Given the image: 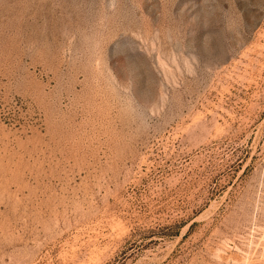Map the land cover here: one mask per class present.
Returning <instances> with one entry per match:
<instances>
[{
    "label": "rangeland",
    "instance_id": "obj_1",
    "mask_svg": "<svg viewBox=\"0 0 264 264\" xmlns=\"http://www.w3.org/2000/svg\"><path fill=\"white\" fill-rule=\"evenodd\" d=\"M0 264H264V0H0Z\"/></svg>",
    "mask_w": 264,
    "mask_h": 264
}]
</instances>
